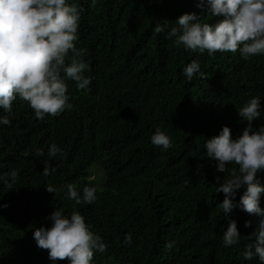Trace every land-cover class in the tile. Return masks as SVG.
I'll use <instances>...</instances> for the list:
<instances>
[{
    "label": "trees",
    "instance_id": "obj_1",
    "mask_svg": "<svg viewBox=\"0 0 264 264\" xmlns=\"http://www.w3.org/2000/svg\"><path fill=\"white\" fill-rule=\"evenodd\" d=\"M75 2L83 9L76 46L88 64V89L67 80L72 107L42 120L19 98L10 113L0 109L11 121L0 125V264H53L33 232L50 226L57 208L80 211L103 237L108 247L94 252L95 264H260L243 257L257 217L238 206L226 217L218 207L224 193L215 189L238 165L218 172L204 145L225 125L233 137L241 134L247 121L238 108L253 96L262 104L253 126L264 124V55L210 56L155 31L165 20L175 26L185 12L215 23L219 17L197 7L199 0ZM194 59L200 73L188 80L182 70ZM158 126L172 141L166 150L151 143ZM53 143L61 149L55 157L48 155ZM37 149L44 155L36 156ZM45 165L56 171L44 176ZM258 175L264 180V172ZM67 184L81 193L94 186L97 199L77 205L65 196ZM244 190H237V202ZM229 218L241 237L225 247Z\"/></svg>",
    "mask_w": 264,
    "mask_h": 264
},
{
    "label": "clouds",
    "instance_id": "obj_2",
    "mask_svg": "<svg viewBox=\"0 0 264 264\" xmlns=\"http://www.w3.org/2000/svg\"><path fill=\"white\" fill-rule=\"evenodd\" d=\"M92 2L95 4V0ZM197 7H206L212 17L219 19L215 23H201L196 12H185L175 20V26H169L165 20L155 31L165 32L169 39L175 38V43L182 44L186 50L207 51L210 56L217 51H239L244 59L264 55V0H199ZM82 12L75 0H0V109L3 112L10 113L13 101L19 98L34 110L36 118L42 120L46 114L57 116L72 107L67 80L75 81L80 90L88 89L91 83V78L85 75L88 64L83 59V50L76 46ZM200 67L194 59L182 71L192 80L200 73ZM261 110V98L251 97L238 108L241 119L247 121L242 133L233 137L230 127L225 125L219 134L206 140L204 147L207 156L217 162L218 172L227 174L229 163L238 165L215 189L216 193H224L218 207L226 217L237 206L257 217L243 257L246 260L258 257L260 264H264V207L261 206L264 180L258 175L264 172V124L253 126L254 119L261 117ZM10 123L7 115H0V125ZM150 139L154 146L165 150L172 146L169 134L159 126ZM60 151L53 143L48 155L55 157ZM35 154L39 157L44 152L37 149ZM55 171L56 166L45 165L42 173L49 176ZM16 175L15 170L10 173L12 182ZM64 187L66 198L77 205L91 204L97 199L94 186H85L82 193L73 184ZM242 187L245 190L237 202V190ZM47 190L57 191L53 186H47ZM7 206V203L3 205ZM48 219L51 225L37 227L33 237L38 247L48 250L53 264L65 258L68 264H95L94 252L107 250L103 237L80 211L73 209L66 213L63 208H57ZM251 225V220L244 222L245 227ZM240 237L237 220L229 218L223 230V245H236ZM123 243H132L131 234L125 235ZM166 247L171 248L172 243Z\"/></svg>",
    "mask_w": 264,
    "mask_h": 264
}]
</instances>
